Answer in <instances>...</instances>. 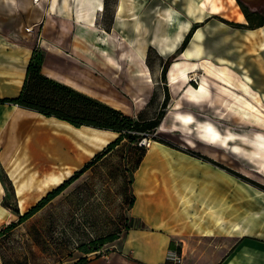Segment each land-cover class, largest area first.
<instances>
[{
  "label": "crops",
  "instance_id": "0c3cea01",
  "mask_svg": "<svg viewBox=\"0 0 264 264\" xmlns=\"http://www.w3.org/2000/svg\"><path fill=\"white\" fill-rule=\"evenodd\" d=\"M182 1H185L182 6L174 4ZM110 6L114 8L109 18L106 12ZM223 7L224 0H0V97L20 93L34 51L43 54L41 67L48 76L132 116L135 115L124 108L127 101L132 105L148 104L156 93L163 102L164 88L166 85L169 88L171 98L157 133L173 142L179 136L178 144L185 149L180 151L154 141L155 146L148 150L134 173L135 202L131 209L140 223L126 231L117 241L116 249L89 254L85 264H166L167 252L174 248L181 253V264H264V230L244 232L240 220H229L228 230L225 211L221 213L219 202L189 197V193L204 192L203 187L185 185L182 163L165 158L167 152L178 154L182 160L216 166L188 150L217 161L215 151L209 150L228 140H223L227 135H222L219 126L216 105L220 97L213 94L211 80L220 85V94H229L212 77L208 78L207 94L199 95L196 91L192 94L188 79L178 74L173 82L168 75L169 68L166 83L161 73L153 76V68L148 63L153 48L160 62H164L179 48L189 29L204 22L195 30L184 52L174 60L198 64L203 37L208 31L206 26L216 16L223 15ZM242 15L243 19L238 22H246ZM171 17L173 21L168 22ZM263 28L264 25L244 30L255 32ZM199 31L203 37L194 44ZM60 123L71 125L10 102L0 103V172L4 168L13 182L19 209L17 213L3 204L5 199L8 202L9 187L0 173V230L17 221L32 202L39 201L44 197L42 194L51 190L45 187L50 179L62 175L61 180L65 171L74 172L76 161L63 162L51 156L55 147L65 142L66 135H70L69 140H75V128L102 130L71 125L73 131L66 134L64 129L60 131ZM103 131L118 135L112 130ZM74 145L80 146L76 142ZM30 160L35 164L34 171ZM48 160L54 164H47ZM61 163H68L67 170L46 172L51 165ZM20 170L27 174L20 176ZM42 188L44 191L39 193ZM23 200L28 203L25 209L21 206ZM209 208L217 211L210 214ZM0 264H4L1 250Z\"/></svg>",
  "mask_w": 264,
  "mask_h": 264
},
{
  "label": "rangeland",
  "instance_id": "374dc122",
  "mask_svg": "<svg viewBox=\"0 0 264 264\" xmlns=\"http://www.w3.org/2000/svg\"><path fill=\"white\" fill-rule=\"evenodd\" d=\"M184 2L174 4L182 6ZM252 4L259 9H264V0H252ZM113 8V6L108 7L109 12H106V17L110 18V11ZM223 8V15L220 16L234 21L243 19L237 13L241 12L237 0H224ZM167 21L172 22L173 18ZM219 21L221 20L215 17L206 26L208 31L203 37V50L196 61L198 64H187L188 68L184 74L179 72L178 74L192 83L190 86L193 90L192 94L195 91L199 95L207 94L209 92L208 78L211 77L218 79L223 88L226 87L224 90L229 94L227 96L220 94L218 91L220 85L211 80L213 94L220 97L216 105V110H219L217 113L219 126L222 135H227L223 140L228 141H223L219 146L216 145V148H211L209 152L215 151L218 162L264 184V28L249 32L226 23L221 24ZM222 58L228 60L221 63ZM159 59L158 52L153 48L148 56V63L153 68V76L161 73L163 60L160 62ZM175 62L178 61L172 63L170 70L176 66ZM185 64H181L182 68ZM203 80L207 83V88L201 91ZM244 80L249 81L250 84ZM244 83L248 85L245 86ZM250 101L253 105H249ZM161 102L155 93L148 104L138 102L132 105L130 101H127L124 108L127 112L133 113L135 115L133 117L149 119L158 114ZM76 131L98 130L76 128ZM156 135L170 144L153 140L149 135L143 136L135 143L123 139L36 214L15 226L13 230H6V234L0 237V250L4 264H78L79 258L89 256L84 254L81 245H90L94 240L109 236L111 233L118 234V238L109 241L90 255L116 249L117 241L125 235L126 231L140 223L133 217L130 205L134 194L133 179L137 169L136 160L139 155L143 150L147 153L153 148L154 141L180 151L185 149L178 144L179 136L174 137L176 142H173L161 133L156 132ZM117 136L113 135L109 140L113 141ZM106 144L92 147L88 143L81 145L86 149L92 148L93 151L84 161L75 163L77 166L74 172L90 161L94 155L104 150ZM165 155L167 160H177L182 163L185 185L203 187L201 190L204 192L189 193V197L219 202V210L221 213L225 211L227 222L240 220L244 232L264 230V190L230 174L220 166H209L197 160H182L178 154L175 156L173 153L166 152ZM51 162L48 160L47 164ZM29 164L33 166L31 171H34L36 168L34 162L30 160ZM66 165L68 163L51 165L46 172L65 171ZM187 172H191V176L185 178ZM0 173L5 178L4 168ZM23 173L27 174L23 170L19 171L20 176ZM70 174L64 175L59 182L51 184L47 190L54 189V186L64 181ZM50 176L52 174L47 175L46 179L49 180ZM32 188L35 191L34 186ZM7 197L11 208H14L18 198L16 199L10 190ZM37 202H32L29 207ZM208 210L210 214L217 211L216 208ZM229 223H227L228 230L231 225Z\"/></svg>",
  "mask_w": 264,
  "mask_h": 264
},
{
  "label": "trees",
  "instance_id": "16d2710c",
  "mask_svg": "<svg viewBox=\"0 0 264 264\" xmlns=\"http://www.w3.org/2000/svg\"><path fill=\"white\" fill-rule=\"evenodd\" d=\"M240 5L242 13L245 15L246 22H238L234 20H229L225 17L216 16L221 21L228 25H232L237 28L242 29H255L262 27L264 25V9H259L256 5L252 4V0H237ZM204 22H199L189 29V32L184 37V40L180 44L179 48L168 56V58L162 62V72L161 78L167 83V73L171 66V63L176 60L177 56L184 52L186 46L188 45L190 39L196 32L195 30L199 28ZM43 60V54H38L34 51L28 65L27 72L23 82V87L20 93L14 97H0V103H13L22 108H28L38 113H42L49 117H56L57 119H62L69 122L71 125L77 127L88 126L94 127L102 130H112L118 133L115 140L110 141L106 144V147L101 152L94 155L90 161L84 164L79 169L66 178L59 186L48 191L42 199H40L35 205L31 206L26 213L20 215L17 221H12L5 230H0V237L6 234V230H13L18 224L28 220L31 216L36 214L41 210L47 203L55 199L59 194L66 189L69 185L75 182L83 173L91 168L92 165L96 163L102 156L106 155L107 152L113 150L118 144L122 142L123 139H128L130 143L137 142L143 136L149 135L154 140H159L170 144L166 140L160 138L156 135L158 126L160 125L162 119L166 115V109L171 98L169 88L166 85L164 88V100L158 114L154 118L144 119L141 117H133L128 113H125L122 109H118L108 102H104L99 98L92 95H88L81 90L70 86L58 79H54L42 70L41 64ZM192 155L199 159H204L210 161L216 166H220L226 169L230 174L238 176L250 184H254L258 188L264 190V184L247 177L246 175L232 170L221 162H218L205 154H200L199 152L188 150ZM146 153V150L139 155L136 160V168L139 167L141 160ZM4 180L9 190L14 194L13 182L6 176L2 178ZM135 202V195L131 199L130 205L133 206ZM3 204L7 207L11 206L4 200ZM17 213H19L18 206L13 208ZM118 238V234L111 233L109 236L99 238L93 241L92 244L81 245V249L84 254H90L102 248L109 241ZM172 246V245H171ZM78 261V264H85L89 261L88 256L85 255Z\"/></svg>",
  "mask_w": 264,
  "mask_h": 264
},
{
  "label": "bare ground",
  "instance_id": "6f19581e",
  "mask_svg": "<svg viewBox=\"0 0 264 264\" xmlns=\"http://www.w3.org/2000/svg\"><path fill=\"white\" fill-rule=\"evenodd\" d=\"M239 13V16L242 18L243 15L241 12H237ZM203 37V33L202 31H199V33H197L196 37H195V42L194 44L197 42L199 43L201 41ZM193 44V45H194ZM189 52H192V51H189ZM207 61V60H206ZM176 66L173 67L172 70H170V78L172 80H174L173 82H176V78H177V74L178 72L180 74H184V72L187 70L188 66L187 64H185L186 66H184L182 68L181 64H179V62H175ZM208 65V64H207ZM190 67V66H189ZM196 67V66H195ZM205 67V66H204ZM206 69V68H205ZM217 70V69H215ZM207 71V70H206ZM226 71V70H225ZM222 72V71H221ZM231 75V74H230ZM182 76V75H181ZM225 76V75H224ZM227 76V75H226ZM187 77V76H186ZM230 77V76H229ZM235 79V78H234ZM222 81V80H220ZM207 88V83L205 82V80H203L201 82V91H204V89ZM226 88V87H225ZM224 88V89H225ZM236 88V87H235ZM226 90V89H225ZM193 91V90H192ZM242 92V91H241ZM243 94V93H242ZM250 94V93H249ZM239 95V94H238ZM243 96V95H242ZM246 96V95H245ZM257 97V96H256ZM254 103V102H253ZM252 102L250 101L249 105H251ZM253 105V104H252ZM255 107V106H254ZM261 107V106H260ZM253 109V108H252ZM263 109V108H262ZM238 110V109H237ZM244 110V109H243ZM254 112V111H253ZM245 115V114H244ZM246 116V115H245ZM64 123V122H63ZM67 124V123H66ZM62 129H60V131H62L63 129L65 131H67L68 133L66 134H69L73 131V127H71V125L67 124H62L60 123L59 124ZM54 126V125H53ZM49 127V126H48ZM55 127V126H54ZM59 127V126H58ZM97 130V129H95ZM75 140L72 139H68L70 135H66L67 136V139H65V142L64 143H59L60 145L58 147H55V151L51 154L52 157H55L57 160H60V161H69V162H79V161H84L90 154L91 152L93 151L92 148L90 149H86L84 147H82L81 145L83 144H86L88 143V145H90V142L93 141L94 143H92L91 146H98V145H104L106 144V142L109 141V139L113 136V135H116L115 133H112V132H108V131H103V130H98V131H90V132H86V131H76V128H75ZM111 131V130H110ZM70 143H69V142ZM74 142L76 143H79L80 144V148L75 146L74 145ZM53 143V142H52ZM57 143V141H56ZM53 148V147H52ZM52 159V158H51ZM72 168V167H70ZM71 170H67L64 172V175L70 173ZM62 175H59L58 177H55V178H52L48 181V183L45 185V187H49L51 184L53 183H56L60 180V177ZM48 178V177H47ZM44 187V188H45ZM44 189L42 188V190L39 191V193L43 192ZM20 193H21V190H20ZM22 195V194H21ZM28 205V203H26V201L23 200L21 206L23 209L26 208V206Z\"/></svg>",
  "mask_w": 264,
  "mask_h": 264
},
{
  "label": "built area",
  "instance_id": "2783aa9c",
  "mask_svg": "<svg viewBox=\"0 0 264 264\" xmlns=\"http://www.w3.org/2000/svg\"><path fill=\"white\" fill-rule=\"evenodd\" d=\"M31 29V28H29ZM167 263L166 264H181L182 263V256L180 251L177 248L170 249L167 252Z\"/></svg>",
  "mask_w": 264,
  "mask_h": 264
}]
</instances>
